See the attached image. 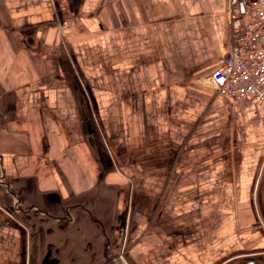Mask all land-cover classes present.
<instances>
[{
	"label": "crops",
	"instance_id": "crops-1",
	"mask_svg": "<svg viewBox=\"0 0 264 264\" xmlns=\"http://www.w3.org/2000/svg\"><path fill=\"white\" fill-rule=\"evenodd\" d=\"M228 41L226 0H0V170L48 139L40 190L80 174L86 185L98 146L116 161L106 182L135 201L132 264L263 258L249 192L264 168V103L210 86ZM14 237L0 216V264H17Z\"/></svg>",
	"mask_w": 264,
	"mask_h": 264
},
{
	"label": "flooded vegetation",
	"instance_id": "flooded-vegetation-1",
	"mask_svg": "<svg viewBox=\"0 0 264 264\" xmlns=\"http://www.w3.org/2000/svg\"><path fill=\"white\" fill-rule=\"evenodd\" d=\"M15 107L3 104L7 132L13 129L9 117H15ZM20 120L23 124V118L16 116L13 123L21 125ZM49 148V140L44 139L36 158L26 156V166L17 167L15 173L0 170V216L3 224L16 233L12 240L17 245V264H132L128 253L135 201L128 198L126 189L105 180L106 171L117 167L115 159L96 146L93 182L85 185L80 174L76 187L61 181L40 190L38 181L55 163L48 157ZM262 175L254 201L264 205V184L260 183L264 168ZM263 212L260 209L254 220L262 233ZM260 258L264 257L250 258L249 264Z\"/></svg>",
	"mask_w": 264,
	"mask_h": 264
},
{
	"label": "built area",
	"instance_id": "built-area-1",
	"mask_svg": "<svg viewBox=\"0 0 264 264\" xmlns=\"http://www.w3.org/2000/svg\"><path fill=\"white\" fill-rule=\"evenodd\" d=\"M226 13L228 46L209 84L219 96L246 106L264 103V0H226Z\"/></svg>",
	"mask_w": 264,
	"mask_h": 264
},
{
	"label": "rangeland",
	"instance_id": "rangeland-1",
	"mask_svg": "<svg viewBox=\"0 0 264 264\" xmlns=\"http://www.w3.org/2000/svg\"><path fill=\"white\" fill-rule=\"evenodd\" d=\"M210 86H211V85H210ZM211 87H212V86H211ZM263 151H264V148H263ZM262 176H263V175L261 174V177H262ZM260 183L263 184V183H262V180H261ZM249 193H250V197H251L252 199H254V197L256 198V195L254 194V191H250ZM256 193H257V192H256ZM253 202H254V207H255L254 209H255V212H258V215H259V213H260V206H259V204H257L258 202H256V203H255V201H253ZM256 204H257V205H256ZM250 208H252V207H250ZM252 209H253V208H252ZM250 211H251V210H250ZM137 218H138V217L135 218L134 215H133V218H132V224H133V226H132V227H134V225H135V221L137 220ZM250 218H251V217H250ZM251 220H252V219H251ZM253 222H254V221H253ZM253 222H251L252 224H251V223H250V224L252 225L253 228H257V227L255 226L256 223L253 224ZM10 230H11V229H10ZM11 231H13V230H11ZM132 236H133V237H132V241H133V240H134V237L136 236L135 233H134L133 231H132ZM250 258H251V257H250Z\"/></svg>",
	"mask_w": 264,
	"mask_h": 264
},
{
	"label": "water",
	"instance_id": "water-1",
	"mask_svg": "<svg viewBox=\"0 0 264 264\" xmlns=\"http://www.w3.org/2000/svg\"><path fill=\"white\" fill-rule=\"evenodd\" d=\"M263 184H264V180H263V182H262ZM252 203H253V201H252ZM259 206H260V209H262V210H264V205H263V203L260 201V204H259ZM263 218H264V212H263ZM256 258V257H255ZM254 257L253 258H251V259H255ZM254 261V260H253ZM252 262V261H251ZM253 263V262H252Z\"/></svg>",
	"mask_w": 264,
	"mask_h": 264
}]
</instances>
